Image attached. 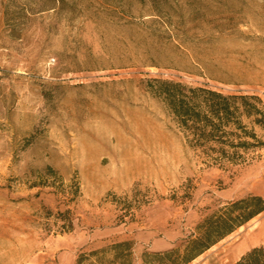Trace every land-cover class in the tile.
I'll return each instance as SVG.
<instances>
[{
    "label": "rangeland",
    "instance_id": "obj_1",
    "mask_svg": "<svg viewBox=\"0 0 264 264\" xmlns=\"http://www.w3.org/2000/svg\"><path fill=\"white\" fill-rule=\"evenodd\" d=\"M156 79L264 100V0H0V264L124 240L142 264L149 235L172 247L220 202L264 197V147L206 165ZM263 217L190 264L235 261Z\"/></svg>",
    "mask_w": 264,
    "mask_h": 264
},
{
    "label": "trees",
    "instance_id": "obj_2",
    "mask_svg": "<svg viewBox=\"0 0 264 264\" xmlns=\"http://www.w3.org/2000/svg\"><path fill=\"white\" fill-rule=\"evenodd\" d=\"M154 93L161 97L184 131L188 146L208 166L246 162V154L264 147L257 128L264 130V100L258 95L225 93L208 86L156 79ZM264 212V197L249 193L220 202L180 243L158 251L146 250L142 264H190L218 242ZM68 230L74 229L70 212L60 213ZM134 241L113 242L83 252L77 264H134ZM230 264H264V244L248 249Z\"/></svg>",
    "mask_w": 264,
    "mask_h": 264
},
{
    "label": "crops",
    "instance_id": "obj_3",
    "mask_svg": "<svg viewBox=\"0 0 264 264\" xmlns=\"http://www.w3.org/2000/svg\"><path fill=\"white\" fill-rule=\"evenodd\" d=\"M251 192H256L254 189H250ZM256 194L262 195L261 192H256ZM256 218V217H255ZM253 218V219H255ZM252 219V220H253ZM257 225L260 226L261 228V236L259 237V240L250 244L248 246V248L245 250V252L250 249L253 246L256 245H261L264 244V231H262V229H264V217L260 218L257 222ZM149 239L146 240L148 243L151 244V248H153L154 250H165L171 247L172 241L170 238L165 237V238H156V237H151V235H149L148 237Z\"/></svg>",
    "mask_w": 264,
    "mask_h": 264
}]
</instances>
